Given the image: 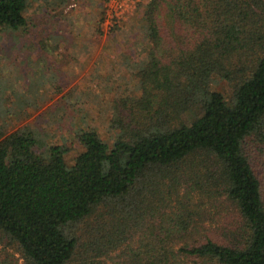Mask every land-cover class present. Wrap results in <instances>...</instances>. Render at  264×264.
<instances>
[{"label":"trees","instance_id":"1","mask_svg":"<svg viewBox=\"0 0 264 264\" xmlns=\"http://www.w3.org/2000/svg\"><path fill=\"white\" fill-rule=\"evenodd\" d=\"M27 2L0 0V32L26 30ZM138 7L134 47L119 56L125 82L105 91L104 135L83 118L49 144L16 128L48 99L36 78L13 80L0 64V242L22 260L5 253L0 264H264V178L251 148L264 143V0Z\"/></svg>","mask_w":264,"mask_h":264},{"label":"rangeland","instance_id":"2","mask_svg":"<svg viewBox=\"0 0 264 264\" xmlns=\"http://www.w3.org/2000/svg\"><path fill=\"white\" fill-rule=\"evenodd\" d=\"M60 1L63 0H28L24 12L26 30L0 32V64L7 70V76L29 78V82L36 78L44 90L38 100L48 99L40 109H28L29 116L16 128L37 129L47 144L61 142L62 137L85 127V123L97 127L104 135L108 126L105 104L112 97L105 91L125 82L122 76L127 72L128 59L119 56L130 51L132 43L134 47L132 24L140 10V0H131L128 11L115 23L118 30L111 32L104 21L100 23L103 0ZM42 42L49 49H41ZM0 104L5 105L2 99ZM252 147L254 162L264 178V143H254ZM78 151L79 146L74 145L66 157L68 164ZM185 187L181 183L177 193ZM197 194V200L211 212L223 209L225 216L230 212L225 202ZM90 232L84 222L78 225L79 247L88 241ZM4 241L0 242V255H14L21 262L15 248Z\"/></svg>","mask_w":264,"mask_h":264},{"label":"built area","instance_id":"3","mask_svg":"<svg viewBox=\"0 0 264 264\" xmlns=\"http://www.w3.org/2000/svg\"><path fill=\"white\" fill-rule=\"evenodd\" d=\"M129 3L131 0H109L105 5L104 24L109 26L121 18L128 11Z\"/></svg>","mask_w":264,"mask_h":264}]
</instances>
